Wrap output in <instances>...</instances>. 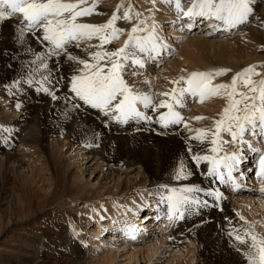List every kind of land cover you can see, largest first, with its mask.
I'll return each mask as SVG.
<instances>
[{"label": "bare ground", "instance_id": "6f19581e", "mask_svg": "<svg viewBox=\"0 0 264 264\" xmlns=\"http://www.w3.org/2000/svg\"><path fill=\"white\" fill-rule=\"evenodd\" d=\"M138 1L142 8L147 7L148 11L143 15L156 20L169 47L161 58L149 60L144 69H138L142 74L130 77L129 82L142 91H150L156 103L166 99L157 93L170 91L173 87L170 81L187 76L191 71L228 68L232 70L230 73L212 81L213 84L227 83L231 75L241 68L252 63H264V57L257 60V55L262 52L259 44L264 41V27L255 18L238 29L217 31L216 34L220 35L218 37L224 40L216 42L210 39V33L216 30L207 23H204L208 27L207 36H190L186 34L189 31L187 28L181 31L179 22L172 23L176 20L174 10L167 16L163 14L170 12V9L166 12L168 7L162 3L154 6L150 0ZM119 2L120 0H103L98 4V11L104 15L94 14L79 20L85 23H103ZM255 8L256 15L264 20V0H255ZM16 23L17 20L0 22L2 205L7 206V210H15L14 214L20 212L25 206L20 193L36 185H39L40 190L49 191L55 176L59 177L58 174H62L67 182L81 181L79 174L72 171L75 157L81 166L89 164L92 171L109 173L108 182L98 187L96 196L87 188L89 183H84L81 197H75L72 201L76 205L81 200L84 206L77 210L80 215L76 216L74 213L75 217L71 215L66 219L71 226L72 236H69L67 242L71 252L69 255L63 253L62 257H67L63 262L55 263V260H51L52 264H116L118 259L125 264H247L242 252L236 250L237 242L228 236V232L231 228L251 226L258 235L264 236V196L259 192L260 184L255 176L256 157L253 154L247 155L242 165L245 178L240 179L239 189L233 191L230 185H222L218 181L212 184L223 193L219 207L200 208L175 224H169L164 218L157 221V185L168 183L170 186H179L170 179V174L182 156L185 163L194 170V175L185 183L199 184L205 188L209 186V180L204 179L201 170L191 164L185 145V138L195 133L188 132L183 125L163 129L159 124H145L143 121H130L124 125L111 123L109 127H105L101 122L103 118L93 109L70 111L66 115L63 99L52 101L46 94L37 92L36 85L24 84L21 91L14 90V94L10 95L4 84L10 83L7 80L17 78L21 62L31 58L14 42ZM118 23L120 27H130L123 21ZM166 26L170 28L165 34ZM195 28L200 29L196 26L192 30ZM198 32V35L202 34L201 29ZM124 39L126 36L122 35L105 47H120ZM31 46L39 50L34 40ZM175 48H179L176 58L165 61V57L172 55ZM70 50L74 54L84 55L76 48ZM169 61L159 72L157 69L160 68H152L154 63L158 66ZM261 68L258 72H264V68ZM64 74H68L67 69ZM66 92L67 89L64 88L59 94L63 96ZM197 100L198 98L188 96L185 98V107L176 110L190 128L210 127L213 119L218 118L226 100L222 96H210L202 102ZM17 103L21 104L20 109L16 108ZM159 111L166 109H158ZM158 112L149 110L147 114L155 117ZM193 117L205 119L196 120ZM5 127L10 131L5 132ZM93 133L98 134L95 140ZM223 138L230 139L226 134ZM89 143L93 146L88 147ZM189 143L193 152L206 151L208 147L195 140H190ZM226 147L229 151L233 150L231 144ZM63 148L65 151L61 153ZM73 152L75 154L70 163L63 155L69 154L71 157ZM201 169L206 172L207 165L202 163ZM11 173L13 178L9 179L7 175ZM235 175L239 177L240 173ZM7 184L9 188L4 190ZM124 199H129L127 208L122 207L125 206V203L122 204ZM213 203L209 199V204ZM99 204L102 208H97ZM160 207L166 211V205ZM142 210L146 213L139 215ZM240 217L244 219L241 220ZM137 221L139 224H135ZM7 223L10 224L11 221L7 220ZM125 225L141 229L135 232V239L126 234ZM75 239L81 243H76ZM85 245L88 246L86 249ZM239 247L246 250L244 245ZM42 256L46 258L47 255ZM45 258H33L34 261L30 260L26 264H48Z\"/></svg>", "mask_w": 264, "mask_h": 264}, {"label": "snow or ice", "instance_id": "6c2138e0", "mask_svg": "<svg viewBox=\"0 0 264 264\" xmlns=\"http://www.w3.org/2000/svg\"><path fill=\"white\" fill-rule=\"evenodd\" d=\"M152 3L155 5L156 0ZM160 3L175 11L176 20L172 23L179 22L181 31L185 28L191 31L197 22L207 23L216 31H228L251 23L253 18L264 27V20L256 15L255 0H160ZM98 4L99 0H0V22L17 20L14 42L31 57L21 62L18 77L4 84L8 93L21 91L24 84L36 85V91L52 101L63 99L66 115L70 111L93 109L103 118L105 127L111 123L143 121L159 124L163 129L183 125L188 132L195 133L185 138V145L191 164L201 170L209 186L185 183L194 170L182 156L170 174V179L179 186L157 185V221L164 218L175 224L200 208L219 207L223 193L212 184L218 181L230 185L233 191L239 189L240 179L245 178L242 165L248 154L256 157L255 176L260 184L259 192L264 196V72L257 71V67L264 65H248L234 72L229 82L216 84L212 83L216 77L232 70L192 71L170 81L173 85L170 91L157 93L166 99L156 103L150 91L137 88L129 78L142 74L138 69H144L149 60L162 57L169 47L167 38L161 35L156 20L137 11L131 0H120L103 23L79 20L94 14L104 15L98 11ZM120 21L130 27H120ZM122 35L126 36L122 46L105 47ZM33 40L39 50L31 46ZM71 48L84 55L74 54ZM64 88L67 92L61 96L59 93ZM188 96L198 98L197 102L222 96L226 103L210 127L193 129L176 110L185 107ZM20 107L17 103L16 108ZM158 109L166 111L158 112ZM149 110L158 115H148ZM4 131L10 129L5 127ZM224 134L230 139H224ZM97 138L98 134L93 133V139ZM190 140L206 144L207 150L193 152ZM229 144L232 151L226 147ZM202 163L207 165L206 172L201 169ZM237 172L239 177L235 175ZM209 199L214 203L210 205ZM160 205H166V211ZM124 230L135 239L138 229L134 225H125ZM228 236L237 242L236 250L242 252L247 264H264V236L251 226L231 228ZM239 245H244L246 250Z\"/></svg>", "mask_w": 264, "mask_h": 264}, {"label": "rangeland", "instance_id": "374dc122", "mask_svg": "<svg viewBox=\"0 0 264 264\" xmlns=\"http://www.w3.org/2000/svg\"><path fill=\"white\" fill-rule=\"evenodd\" d=\"M102 2L103 0H99V3ZM131 2L133 3L137 11H140L143 14L147 13V7L142 8L138 0H131ZM150 2L151 4H153L152 0H150ZM157 3H160V0H156L155 4ZM126 4L127 3H125V6H127ZM168 10L169 8L166 10V12H168ZM169 11L170 12L164 13L163 15L169 16V14H171L172 12L171 10ZM262 16L264 17V15ZM197 26L200 27L202 31V34L200 33L201 35L197 34L199 33L198 31H200V29L197 28H195V30L186 31V34H189L190 36H207L208 27H206V24L197 22ZM168 28L170 27H165V34L167 33ZM216 32L217 31H214L212 36L210 33V39L212 41L217 42L218 40V42H220L222 38H219L218 36L220 35L219 33L216 34ZM223 40L224 39H222V41ZM259 45V48L262 50V52L261 54L257 55L258 58L256 56H254V58L256 57L257 60H259L260 57V60H262L264 57V41H261ZM178 51L179 48L177 50L175 48V50L172 51V55L169 54L171 56H166L164 60H174ZM170 61L168 63L164 62V64H158V66L154 63V67L152 66V68H155V70L156 67L160 68L157 69L159 72V70L165 67L166 64H169ZM256 65H264V63L261 62L260 64ZM260 68L257 67V69H259L257 71H261ZM6 82L11 81L7 80ZM206 99H208V97ZM64 151L65 149L63 148L61 153H64ZM74 154L75 152L72 153L71 157H69V154H65L63 155V157H66L67 161L70 162ZM250 161L251 159L248 162L250 163ZM80 164L81 163L75 157V159L72 161V171L79 174V177H81L82 179L81 181L76 183L71 181L67 182L62 174H58L59 177L57 176L56 178L55 176L53 185L49 191L40 190L39 185L29 188L26 192L20 193L25 206L20 212L18 211L15 214V210H7V206L2 205L3 202L1 199L3 195L0 192V264H26L30 260L34 261L35 258L44 259L45 257L42 256L44 254L47 255L45 260H48V264H52L53 260H55V263L63 262L64 259L67 258H63L62 255H69L71 252L70 250H68L69 246L67 242L69 241V236H72V233L70 228L71 226L66 222V219L71 215L72 217H75V214L76 216L80 215L77 210L82 209V207L84 206L81 203V200H79V203H76V205L72 204V201L75 197H81L82 186L84 185V183H89V187L87 188H90L93 193L92 195L96 196L95 194L99 192L97 190L98 187L105 182L107 183L109 180L108 172L102 171V173H99L98 170L92 171L91 168H89V164L86 165V167L81 166ZM7 176L9 179L13 178L12 173L8 174ZM8 185L9 184L4 186L3 189L7 190L9 188ZM8 191L10 193L11 190L9 189ZM128 200L124 199L122 201L123 205L125 203V206L122 207H128ZM97 208H102L101 204H99ZM145 213L146 211L142 210L139 212V215H143ZM7 220H10L11 223L8 224ZM138 222L139 221L135 222V224H137ZM138 230L141 229L138 228ZM75 241L76 243H81L77 239H75ZM84 247L86 249L88 246L85 245ZM166 257L167 256H165L164 259H166ZM40 261L41 260H39V263H41ZM116 264H125V262L118 259L116 260Z\"/></svg>", "mask_w": 264, "mask_h": 264}]
</instances>
